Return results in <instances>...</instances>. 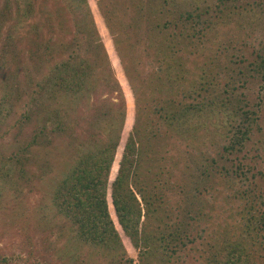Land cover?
<instances>
[{
	"label": "rangeland",
	"instance_id": "374dc122",
	"mask_svg": "<svg viewBox=\"0 0 264 264\" xmlns=\"http://www.w3.org/2000/svg\"><path fill=\"white\" fill-rule=\"evenodd\" d=\"M156 3L165 4V0H0V12L7 10L0 18V264H82L66 257V250L82 254L79 259L85 253L79 246L82 242L67 226L69 218L58 216L54 194V184L65 176V165L70 164L75 152L120 136L125 140L131 134L137 137L135 129L140 127L142 135H151L148 128L158 134L156 140L144 142L149 159L166 154L165 138L151 118L160 104L155 93L157 85L153 84L158 80L153 75V50L148 47L154 29L145 25V17L137 21L140 11L144 15ZM174 3L171 5L182 11L209 9L222 25L217 31L225 35L213 43L208 41L209 37L203 40L194 37L188 33L189 27L183 29L181 38L192 56L186 78L195 79L194 86L207 90L211 86L213 90L215 82L221 106L216 113L203 117L205 129L200 130L199 122H192L196 128L189 135L196 141L185 138L192 146H183L181 151L174 147L171 150L174 158L180 155L181 165L190 178L194 172L198 173L197 164L205 162L202 151L221 156V145L229 135L232 119L228 114L232 113L229 95L234 92L239 97L245 96L251 109L262 115L261 128L253 141L235 156L264 167V148H260L264 141V78L254 69L259 55L264 54V12L256 6V0H174ZM103 15H107L114 30ZM103 44L113 65L105 63V59L99 63L96 85L77 95L60 94L55 101L47 100L46 93L39 90L31 95L35 82L43 80L62 59L87 56L89 48L98 45L100 48ZM233 78V83L226 86ZM30 83L34 84L29 87ZM199 88L198 92L207 94ZM59 121L65 122V130L57 128ZM42 129L43 138L33 149L43 151L23 152L33 135ZM50 154L56 156L55 164L48 161ZM27 155L31 162L23 176L13 163L16 158L24 161ZM225 159L221 162H227ZM119 162L112 171V179ZM137 197L141 200L140 193ZM111 210L114 213L113 204ZM234 215L235 208H229L214 220L222 222ZM123 238L130 255L135 257L134 264H151V258L138 260V251L130 239L126 235ZM250 244L262 248L259 238L248 243L254 250ZM200 251L187 259L183 257L185 261L180 264H206L199 256Z\"/></svg>",
	"mask_w": 264,
	"mask_h": 264
},
{
	"label": "trees",
	"instance_id": "16d2710c",
	"mask_svg": "<svg viewBox=\"0 0 264 264\" xmlns=\"http://www.w3.org/2000/svg\"><path fill=\"white\" fill-rule=\"evenodd\" d=\"M171 4H175L174 0H165V4L156 3L144 15L140 11L137 16V21L145 17V25L154 29L148 47L153 50V75H157L158 79L153 84L157 85L155 93L160 104L155 107L156 113L151 118L165 138L166 154L149 159L144 142L158 138V134L148 128L151 135H142L140 127L135 129L137 137L131 134L125 140L120 136L80 153L75 152L70 164L65 165V176L54 184L58 216L69 218L67 226L75 232L77 241L82 242L79 246L85 253L83 259H79L82 254L74 255L66 250V257H71L72 262L134 264L135 257L130 255L123 238L126 235L138 251V260L151 258V264H180L185 261L183 257L187 259L198 250H201L199 256L206 264H263L264 167L235 156L236 152L249 146L257 129L261 128L259 110L251 109L245 96L239 97L232 92L228 100L232 110L228 114L232 119L229 135L221 145V156L202 151L205 162L197 164L198 173L194 172L190 178L181 165L180 155L174 158L175 153L171 151L174 147L179 151L183 146L190 148L192 145L187 144L185 138L196 141L189 135L196 128L192 122H199L200 130L205 129L207 124L203 117L216 113L221 106V94H218L215 82L213 90L212 86L207 90L203 86H194L195 79L186 78L192 56L184 38H181L183 29L189 27L188 33L202 40L209 37L208 41L213 43L225 36L217 31L222 25L209 9L182 11ZM256 6L264 12V0H256ZM6 14L7 10H3L0 18L3 19ZM103 16L108 21L107 15ZM108 25L111 30L115 29L109 21ZM103 45L87 49L91 55L62 59L44 75L43 80L35 82L31 95L39 90L46 93L47 100L55 101L60 94L77 95L86 87L96 85L99 63L105 59V63L113 65ZM118 49H121L119 45ZM259 56V61L253 63L254 69L264 78V54ZM134 66L141 75L138 66ZM130 77L134 79L132 74ZM162 77L165 79L160 82ZM234 80L225 85L230 86ZM198 88L207 94L198 92ZM56 124L60 131L65 130L64 121ZM43 134V129L36 132L22 151H43L33 149L40 143L38 141ZM263 146L264 141L260 148L263 149ZM55 157L48 155V161L55 164ZM224 158L227 162H221ZM204 159L200 158L202 162ZM14 162L24 176L31 158L27 155L24 161L16 158ZM118 162L117 174L112 179V171L117 168ZM137 193L141 194V200ZM177 193L180 197L176 198ZM229 208H235L233 219L214 220ZM257 238L262 248L250 244L254 248L251 250L248 243Z\"/></svg>",
	"mask_w": 264,
	"mask_h": 264
}]
</instances>
